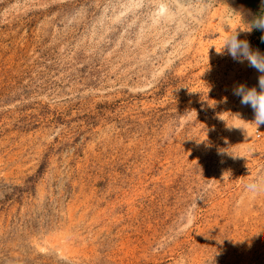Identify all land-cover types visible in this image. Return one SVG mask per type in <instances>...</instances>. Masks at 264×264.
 Listing matches in <instances>:
<instances>
[{
	"label": "rangeland",
	"instance_id": "obj_1",
	"mask_svg": "<svg viewBox=\"0 0 264 264\" xmlns=\"http://www.w3.org/2000/svg\"><path fill=\"white\" fill-rule=\"evenodd\" d=\"M263 11L0 0V264H264Z\"/></svg>",
	"mask_w": 264,
	"mask_h": 264
},
{
	"label": "clouds",
	"instance_id": "obj_2",
	"mask_svg": "<svg viewBox=\"0 0 264 264\" xmlns=\"http://www.w3.org/2000/svg\"><path fill=\"white\" fill-rule=\"evenodd\" d=\"M253 27L264 29V16L258 17L248 28L241 29L242 31H251ZM238 32L230 33L224 40L218 54H225V51L234 60L243 62L247 60L250 66L254 67L260 73H264V55L258 51H253L248 41L240 40L238 38ZM258 92L256 88H247L241 84L234 90V95L241 97V104L250 105L254 111L255 118L252 121L259 128L260 125L264 124V75L259 77Z\"/></svg>",
	"mask_w": 264,
	"mask_h": 264
},
{
	"label": "water",
	"instance_id": "obj_3",
	"mask_svg": "<svg viewBox=\"0 0 264 264\" xmlns=\"http://www.w3.org/2000/svg\"><path fill=\"white\" fill-rule=\"evenodd\" d=\"M262 16H264V11H263ZM260 31H261V38H262L263 41H264V29H260Z\"/></svg>",
	"mask_w": 264,
	"mask_h": 264
},
{
	"label": "built area",
	"instance_id": "obj_4",
	"mask_svg": "<svg viewBox=\"0 0 264 264\" xmlns=\"http://www.w3.org/2000/svg\"><path fill=\"white\" fill-rule=\"evenodd\" d=\"M256 137L257 138H261V134H260V132L258 130H256Z\"/></svg>",
	"mask_w": 264,
	"mask_h": 264
},
{
	"label": "trees",
	"instance_id": "obj_5",
	"mask_svg": "<svg viewBox=\"0 0 264 264\" xmlns=\"http://www.w3.org/2000/svg\"><path fill=\"white\" fill-rule=\"evenodd\" d=\"M260 42H261V46L264 48V41L262 38H261Z\"/></svg>",
	"mask_w": 264,
	"mask_h": 264
},
{
	"label": "crops",
	"instance_id": "obj_6",
	"mask_svg": "<svg viewBox=\"0 0 264 264\" xmlns=\"http://www.w3.org/2000/svg\"><path fill=\"white\" fill-rule=\"evenodd\" d=\"M260 1H264V0H260Z\"/></svg>",
	"mask_w": 264,
	"mask_h": 264
}]
</instances>
